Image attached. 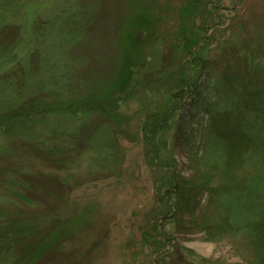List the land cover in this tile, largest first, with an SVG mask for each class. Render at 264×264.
I'll return each mask as SVG.
<instances>
[{
    "label": "rangeland",
    "instance_id": "1",
    "mask_svg": "<svg viewBox=\"0 0 264 264\" xmlns=\"http://www.w3.org/2000/svg\"><path fill=\"white\" fill-rule=\"evenodd\" d=\"M0 28V264H248L173 231L166 166L192 169L175 117L148 130L196 58L264 65V0H0Z\"/></svg>",
    "mask_w": 264,
    "mask_h": 264
},
{
    "label": "trees",
    "instance_id": "2",
    "mask_svg": "<svg viewBox=\"0 0 264 264\" xmlns=\"http://www.w3.org/2000/svg\"><path fill=\"white\" fill-rule=\"evenodd\" d=\"M183 39L181 46L192 57L197 49L189 48V37ZM193 61L200 63L202 79L184 85L167 107L149 114L154 129L148 131H166L168 118L175 117L171 147L183 149L192 169L186 176L176 170L175 159L174 167L166 166L163 217L174 232L239 242L249 250L248 264H264V65L233 51L221 52L217 60Z\"/></svg>",
    "mask_w": 264,
    "mask_h": 264
}]
</instances>
